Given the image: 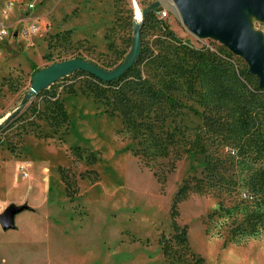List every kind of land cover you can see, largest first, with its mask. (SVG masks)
Instances as JSON below:
<instances>
[{
	"label": "rangeland",
	"instance_id": "374dc122",
	"mask_svg": "<svg viewBox=\"0 0 264 264\" xmlns=\"http://www.w3.org/2000/svg\"><path fill=\"white\" fill-rule=\"evenodd\" d=\"M156 2L119 84L140 112L134 123L115 90L86 74L22 104L31 64L120 65ZM241 13L264 50V17ZM3 25L13 36L0 38V214L27 204L31 217L0 226V264H176L159 242L175 245L183 229L205 264H264V86L219 34L194 32L174 0H0ZM139 77L157 99L146 103ZM208 159L234 164L225 177L262 200L259 219L251 207L233 209L235 192L207 184Z\"/></svg>",
	"mask_w": 264,
	"mask_h": 264
},
{
	"label": "water",
	"instance_id": "95a60500",
	"mask_svg": "<svg viewBox=\"0 0 264 264\" xmlns=\"http://www.w3.org/2000/svg\"><path fill=\"white\" fill-rule=\"evenodd\" d=\"M184 21L196 33H217L235 53L241 55L249 65V72L260 78L264 86V50L260 40L246 32L241 7L245 6L264 17V0H174ZM159 2L151 4L142 12L140 23L134 25L133 44L124 61L112 70L105 69L94 63L71 59L54 63L38 70L33 76L29 92L23 102H28L35 95L50 87L56 81L79 71L89 73L103 82L118 80L136 63L141 53V27L145 15ZM208 18V22L205 20ZM19 113L16 110L11 117ZM2 125H0V130ZM23 211L22 207L10 206L0 214V226L4 230L12 229L15 216Z\"/></svg>",
	"mask_w": 264,
	"mask_h": 264
},
{
	"label": "trees",
	"instance_id": "16d2710c",
	"mask_svg": "<svg viewBox=\"0 0 264 264\" xmlns=\"http://www.w3.org/2000/svg\"><path fill=\"white\" fill-rule=\"evenodd\" d=\"M157 8L151 9L149 11V13L147 15H145V17L143 19V25L148 21V19L150 17H152L156 13ZM170 34L174 37L172 32H170ZM31 66L33 69V73H32V76H33L40 69H36L34 64H31ZM133 70H134V66L128 72H126L122 77H120L118 80H115V81H112L109 83L103 82L100 79L96 78L95 76H93L89 73H86L84 71H79L76 73L86 74V75L90 76L93 80H96L99 84L107 85V86L111 87V89L115 90L114 92L119 97L120 105L122 107L121 113H122L125 121H127L128 123H134L136 120V117H138L140 115V112L137 113V110H136L137 107L134 105L133 102L130 101L129 97L127 96L126 87L125 86H119L120 82H122V80L128 75V73L133 71ZM139 82H140L139 83L140 84V95L146 97V103H149L150 99H153V98L157 99L159 97L160 94L157 91H155L153 89V87L151 86V84H149L146 80H143L141 77H139ZM26 103L27 102L22 101L23 105H25ZM63 115L65 116V112H63ZM233 165L234 164L229 163L227 160H222V159H219V160L212 159L211 160V159H208L207 166H206V169L208 171L207 184L209 183L210 187H213L215 185H219L221 188H225L227 191L235 192L237 198L235 200V207L233 209L237 210L239 207H242V208H250L251 207V208H253V210H252L251 216H249V218L251 220H257L262 215V213L260 214L259 212H257L259 210L261 212V209L259 208V204H261L262 200H260L259 198H255V199L251 200L250 198H247L246 196H241L239 191L236 192L237 189L235 188V186H237V184H235L231 179L225 177V173L230 171L232 169V167H234ZM198 188H200V187H198ZM189 189H190V186L188 185V183L185 184L183 187H181L179 189V191L177 193V197L184 194ZM176 203L177 202H176V198H175V200H173V203H172L171 217H174V215H175ZM22 208H23V210L31 209L27 204H24L22 206ZM256 209H258V210H256ZM185 233H186V231H185V229H183L181 234H176L173 237V239L175 241V245L182 244L181 255L179 254V256L177 258H176V251L173 252L175 245H173L171 243V240H167L166 238L161 239L159 244L162 247V250H163L165 257L167 259L173 258V259L179 261L176 264H205V261L203 258H197L194 254L189 253L190 249L186 243V234ZM168 264H171V263H168Z\"/></svg>",
	"mask_w": 264,
	"mask_h": 264
},
{
	"label": "built area",
	"instance_id": "2783aa9c",
	"mask_svg": "<svg viewBox=\"0 0 264 264\" xmlns=\"http://www.w3.org/2000/svg\"><path fill=\"white\" fill-rule=\"evenodd\" d=\"M28 8H33V5L30 4L28 5ZM162 15H166V13H163ZM13 36V34L11 33V31L7 28V26H1L0 28V38H8ZM21 175L23 178H26L28 176V171L27 168L23 167L21 168ZM244 196H246L247 198H250L251 196L245 194ZM252 198V197H251Z\"/></svg>",
	"mask_w": 264,
	"mask_h": 264
},
{
	"label": "crops",
	"instance_id": "0c3cea01",
	"mask_svg": "<svg viewBox=\"0 0 264 264\" xmlns=\"http://www.w3.org/2000/svg\"><path fill=\"white\" fill-rule=\"evenodd\" d=\"M20 215H22V217H28L30 218L31 215H30V212L28 210H24V211H21L20 212ZM8 255V254H7ZM6 254H4L3 258H5L7 256ZM1 256V255H0ZM10 256V255H9Z\"/></svg>",
	"mask_w": 264,
	"mask_h": 264
},
{
	"label": "bare ground",
	"instance_id": "6f19581e",
	"mask_svg": "<svg viewBox=\"0 0 264 264\" xmlns=\"http://www.w3.org/2000/svg\"><path fill=\"white\" fill-rule=\"evenodd\" d=\"M137 14H138V16L140 17L141 12H140V9H139V8H137Z\"/></svg>",
	"mask_w": 264,
	"mask_h": 264
}]
</instances>
